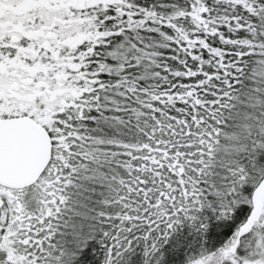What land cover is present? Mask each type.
Segmentation results:
<instances>
[{
  "label": "snow or ice",
  "instance_id": "snow-or-ice-1",
  "mask_svg": "<svg viewBox=\"0 0 264 264\" xmlns=\"http://www.w3.org/2000/svg\"><path fill=\"white\" fill-rule=\"evenodd\" d=\"M0 264H264V0H0Z\"/></svg>",
  "mask_w": 264,
  "mask_h": 264
}]
</instances>
